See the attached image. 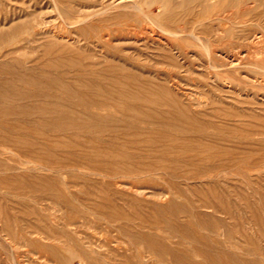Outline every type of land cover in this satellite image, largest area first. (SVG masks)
<instances>
[{
  "label": "rangeland",
  "instance_id": "1",
  "mask_svg": "<svg viewBox=\"0 0 264 264\" xmlns=\"http://www.w3.org/2000/svg\"><path fill=\"white\" fill-rule=\"evenodd\" d=\"M165 1L174 4L177 10L174 23L160 22L164 16L160 6ZM182 2L185 5L181 6ZM201 2L0 0V32L8 34L22 25L16 33L0 40V84L8 82L19 91L20 97L9 95L6 99L12 106L26 109L19 113L6 108L0 113V120L19 125L16 131L0 126V264H178L172 259L171 250H175L179 258L186 256L200 264H207L204 259L207 252L223 258L227 255L256 258L264 264V63L261 61L264 55H256L264 51V41L257 44L253 39L258 31L264 32V0H215L213 4L210 1L211 11L200 17ZM38 20L43 21L45 27L36 35L33 29L38 30ZM146 25H154L152 28L157 32L182 28L197 33L196 36H202L201 30L207 28L212 40L223 30L226 47L219 51L224 52L223 55L237 56L240 65L231 68L226 61L224 67L209 68L207 50L195 43L196 47L190 48L189 53L192 58L188 55L189 60L195 62L194 66L176 67L170 59L158 57L161 52L156 45L136 43L135 38ZM53 30L63 31V38L52 37ZM101 30L109 33V44L101 39L106 35ZM66 39L70 45L65 43ZM52 40L67 45L72 57L81 64L125 65L134 73L160 81L167 80L169 73L178 76L181 88L170 89L173 96L200 112L199 120L206 133L197 136L205 143L228 150L225 158L242 160L220 172L203 175V171L217 168L185 158L143 154L146 162L162 158L166 166L177 169L178 176L159 170L151 175L121 178L106 175L95 164L80 159L83 149L46 146L49 141L71 137L70 133L54 128L57 121L52 109L77 102L70 101L62 87L39 89L22 83L5 68L9 64L16 67L15 61L3 55L18 50L14 55L16 59L40 71L35 63L40 57L46 62L57 60L55 55H43L44 45ZM236 40H239L238 47L230 49ZM181 47L175 45L173 53ZM173 55L179 63L183 62L182 56ZM66 60L62 57L58 69L41 71L60 78L68 87L73 84L81 64L71 66ZM73 88L78 89L74 84ZM43 90L49 95L47 99L27 96ZM73 107L77 110V106ZM104 137L107 138V134ZM139 159L134 156V164ZM132 182L142 188L140 194L115 185ZM51 187L55 191L50 192ZM56 189L70 206L55 196ZM35 197L46 200L37 201ZM106 217H128L129 220H119L113 226ZM74 222L76 225L69 224ZM109 254L119 258H100Z\"/></svg>",
  "mask_w": 264,
  "mask_h": 264
},
{
  "label": "bare ground",
  "instance_id": "2",
  "mask_svg": "<svg viewBox=\"0 0 264 264\" xmlns=\"http://www.w3.org/2000/svg\"><path fill=\"white\" fill-rule=\"evenodd\" d=\"M128 1L129 0H127V2ZM210 1L212 3V1H215V0H202L201 3L203 7H202V10L199 12L200 17L204 16L205 13H208L211 11L210 10L211 8L208 6V3ZM235 1L240 2V0H235ZM180 5L181 6L185 5V2L180 3ZM173 7H174V4L167 3L166 1L160 6L161 10H163L164 12V16L162 20L160 21L162 24H168V23L171 24L177 20V16L175 14L177 10L174 9ZM88 15H91V14H88ZM122 17H125V16H122ZM117 18L119 19V17ZM20 27L18 28L14 27L10 32H8V34H7V31L0 32V40H2L5 36L9 34L13 35L19 30ZM43 27H45L43 21L38 20L36 22V28H38V30L33 29V31L36 32V35H39L41 34L40 31ZM46 27L48 28V26ZM90 27H92V24L90 25ZM93 27H94V24H93ZM152 27H155V26L153 25ZM152 27L149 25L144 26L143 32L140 35L137 34V36L138 35L139 36L135 38L136 43H140V44L142 43L144 45H149V44L156 45L158 50L161 52V54H159L158 57L170 59V61L176 67L183 68L184 66H189V67L194 66L195 62H193L192 59L189 60V56L190 58H192V55H190L189 53H190V48L196 47L195 43L200 45V47H202L203 49L207 50L209 61H210L207 63V67L209 68L210 67H213V68L224 67L226 66L225 64L226 61L228 62L231 68H237L240 65V58L234 55L233 57L228 56L226 54L223 55L224 52L219 51L221 47H224V49L226 47V43H223L224 42L223 38L225 37V33L223 30H222V33H219L215 37L216 38L215 40H212L211 35L209 34V31H208L209 29L207 28H204L201 30L200 33H202L201 34L202 36H196L197 33L189 32L188 30H184L182 28L176 31L166 30V32H163V30H161L162 32H157ZM59 28H62V27H59ZM44 29L46 30V28ZM93 30L95 32V29ZM133 30H135V28ZM101 31L103 32V30ZM52 33H53L52 37H55L56 39L63 38L62 37L63 31L61 33L59 30L58 31L53 30ZM103 33H106V32H103ZM107 33L106 35L105 34L102 35L101 39H104L103 41H106V43L109 44V40L111 39V37L109 36V33L108 34ZM112 33H115V32H113L112 30ZM263 33L264 32L258 31L257 33L254 34L253 39L255 43L257 44L263 43L264 41ZM179 37H184V38L179 39ZM67 40L68 39H66L65 43L69 41ZM62 41L64 42V40ZM238 41L239 40H236L233 43L234 45L233 44L230 45L232 46L230 49L238 47L237 46L239 44ZM33 42H35V39L33 40ZM175 45H180L183 47H181V50L173 53L175 49L174 48ZM221 49L223 50V48ZM17 52L16 50H13L3 55L4 57L11 58L12 60L15 61L16 67L14 66L12 67L10 66V64L5 66L6 69L7 68L10 69L11 72L8 70L9 73H11L15 78H17L22 83L25 82L31 86H37L39 89H41V87L43 86L44 87L54 86L58 88L62 87L64 94L68 95L70 101H72L71 99H74L77 102V104H73L74 106H77V110L73 109L74 108L73 105H67L66 103H65L66 105H63L59 109H54V110L52 109V111L55 112V121H57L56 122L57 124H54L55 125L54 128L56 130L70 133L71 137L69 138V140L67 139L66 140L58 139V140H53V141L51 140L52 142L50 141L47 142L46 146L55 145V146H60V147H65V148L69 146H74V147H77L80 151L83 149L82 150L83 152H80L79 154L80 159H83L85 161H89L95 164L97 166V169L106 175L120 176L121 178L122 176L139 177V176H143L147 174L151 175L152 173H155L159 170L161 171L164 170L170 175L177 177L178 176L177 169H172L169 166H166L165 161L162 160V158L164 157H172L174 159H181V158L190 159L191 162L204 163L209 166L213 165L214 168H217V170L215 171L212 170L213 168L209 170H205L203 171L204 173L203 175H208L210 174V172H220L219 170H222V169L224 170L226 168L232 167L242 160L240 157H235V158L232 157L229 159L225 158L224 156L228 153L227 152L228 150H226L225 148L221 146H217L214 143H209V144L205 143L204 139H201L199 138V136H197L199 134L206 133V128L203 122L199 120L200 112H198V110H194L191 104L190 105L184 104L179 98L173 96L171 89L179 90L181 88L179 77L175 76L173 73H169L167 80L165 81H160L158 79H156L157 80L156 81L155 79L149 76H146L140 73H134L133 71L129 70L125 65L116 66L109 62L107 64H101V63H95V62H92L89 64H81L78 61L79 59L77 60L74 57H72V50L67 45L62 44V42H59L58 40H54V41L52 40L51 42H48V44L44 45L43 55L46 57L55 55L57 56L55 57L57 60L55 61L52 59L53 61L48 60V62H46V61H41L42 59L40 57V59L36 60L37 62H35L36 66L40 68V71L35 66H34L35 68H28L27 66H24L25 63L23 61L15 58L14 55ZM173 54H177V57L182 56L181 58L183 59V62L179 63V60L176 59V57H174ZM256 55L257 56L261 55V57H263L264 51H258ZM62 57L63 59L65 57L67 59L66 60L67 63L70 64L71 66H76V65L79 66L81 64L78 72L75 74L76 78L73 81V84L78 87L77 90L73 88L72 82L67 87V85H64L63 81L60 78L58 77L52 78L50 75H46L44 71H41V69L42 70L50 69V68L58 69L62 65V61H60L62 60ZM40 61L42 63H40ZM261 61L262 63H264V60H261ZM38 63H40L41 65H38ZM7 83L8 82H6V84H0V113L3 112V110L5 112L6 108L8 109V111H12V112H19V113L25 112L26 109L12 106L11 103H9V100L6 99V97L7 98L9 97V95L12 98L20 97V94L18 93L19 91L16 92V89L13 87H10ZM46 93L47 92L46 91L44 92L43 90L38 93L31 92L30 94L28 95L26 94V95L28 96V98H32V97L40 98L41 100V98L47 99L49 97V95H47ZM63 102H64V99H63ZM0 126L6 127L7 129L15 130V131L17 130V128H19L18 124L8 123L4 119L0 120ZM106 134H107V138L104 137V135ZM37 136H40V135H37ZM4 141H6V139ZM86 149H89V150H86ZM191 152H193V154ZM143 154H146L148 156L160 155L159 157H162V158L155 159V161L146 162V161H143L142 159ZM134 156L140 158L139 159L140 161L137 160L136 164H134L133 162ZM115 185L118 187H121V186L125 187L130 192L136 195L140 194L142 190V188H140L135 182H132L124 186L122 183H117ZM48 189L50 190V192L55 191L53 187L48 188ZM58 190L56 191L55 196L59 200L62 199L64 203H67V199ZM35 198L37 201L46 200L42 197H35ZM51 199L52 198L50 197V200ZM70 205L71 204H68V203L66 204V206H70ZM106 218L108 219V222L113 226L114 225L116 226L119 223V220L121 221L129 220L128 217H118L116 219L113 217H106ZM69 224L76 225V222L69 223ZM122 227L123 226H119V228H122ZM99 239L100 238H98V240ZM174 251L175 250H171L170 253L173 255L172 259H174L176 263L178 264H200L196 262L195 260H193L192 258H187L186 256L179 258L177 256L178 253H175ZM69 255L72 256L71 254ZM100 258H119V257H114L113 254H109L107 256H102ZM121 258H124V256H121ZM204 259L207 262V264H260L259 259L257 260L256 258L253 260L241 259V258H236L234 255H231V256L227 255L226 258L225 257L223 258L221 256H215L213 253L211 254V252H207V258H204Z\"/></svg>",
  "mask_w": 264,
  "mask_h": 264
}]
</instances>
